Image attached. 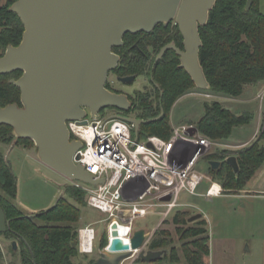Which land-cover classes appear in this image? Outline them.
<instances>
[{"label":"water","instance_id":"95a60500","mask_svg":"<svg viewBox=\"0 0 264 264\" xmlns=\"http://www.w3.org/2000/svg\"><path fill=\"white\" fill-rule=\"evenodd\" d=\"M180 1L15 0L10 10L21 18L24 32L18 45L9 44L0 55V74L22 71L20 77L11 79L21 90L22 105L14 102L1 106L0 124L13 127L17 138L33 140L40 160L65 177L94 185L103 183L104 178L96 179L83 164L75 161L74 155L83 143L71 139L67 122L88 114L96 117L107 107L130 109L127 94L113 92L106 86L109 71L117 68L120 61L112 48L123 44L127 32L151 31L157 23L170 21L177 15ZM216 1L184 0L177 20L185 49L172 42L162 48L157 58L175 49L180 66L201 90L208 89L210 83L200 60L203 41L199 27L208 22ZM252 4L253 0H248L246 8L250 9ZM132 79L134 76L121 78L123 82ZM163 113L164 110L149 119L114 116L132 123L138 135L142 124L160 118ZM79 158L77 155L76 159ZM227 161L239 170L236 155H230ZM210 164L217 168L221 161L211 160ZM202 217L203 213L198 212L189 221ZM9 226L10 220L0 205V232H6ZM113 236L109 249L98 255L93 264H121L137 249L138 258L149 263L170 252L168 248L144 246V228L134 232L131 244L125 243L118 231ZM73 245H78V239ZM13 248H17L16 241Z\"/></svg>","mask_w":264,"mask_h":264},{"label":"trees","instance_id":"16d2710c","mask_svg":"<svg viewBox=\"0 0 264 264\" xmlns=\"http://www.w3.org/2000/svg\"><path fill=\"white\" fill-rule=\"evenodd\" d=\"M15 0H7L0 6V44L7 48L9 44L18 45L23 36L24 24L19 15L10 10ZM248 0H217L210 12L208 23L201 26L203 45L200 60L204 67L210 87L207 94H219L236 98L241 96L248 85L264 82V12L259 0H253L250 9ZM162 34V33H161ZM164 38V36H162ZM175 38L170 35L165 42ZM3 55V54H0ZM121 74H141L150 71L151 80L156 88V97L152 91L140 92L135 109L144 119L163 115L149 123L141 125L138 137L159 135L169 139L172 135L171 110L183 95L197 89L190 74L180 66V58L170 50L157 62L148 63V59L124 57L117 68ZM22 71L0 74V107L17 102L21 104V90L11 82V78ZM252 112H234L219 100L205 101L204 112L196 121L202 134L217 142L230 140L234 129L249 123ZM135 133V131L133 130ZM15 139L13 127L0 124V142L10 144ZM264 124L259 138L249 146L237 151L224 148L220 154H211L207 160H220L217 168L212 165L208 173L229 193V189L246 188L255 173L264 167ZM19 141L31 139L18 138ZM33 141V140H32ZM236 155L239 170L236 171L227 161L230 155ZM18 183L12 165L0 150V205L3 207L10 226L6 232L20 242L21 260L24 264H81L75 259L81 253L73 242L78 238V222L81 217L80 206L86 202V191L75 184L65 187L66 196H61L49 209L29 215L19 208L14 199L17 196ZM189 209H179L172 217L181 240L183 258L186 264H206L205 257L210 254V235L208 221L202 217L193 223L189 218ZM9 236V237H10ZM191 238V239H190ZM190 239V240H189ZM188 240V241H187ZM171 231L158 229L151 240L152 249L167 248L171 243ZM108 242L107 231L101 237L100 246ZM14 249V248H13ZM2 253L0 251V257ZM91 258L87 264H92ZM185 264L178 251L171 247L170 252L154 262L137 258L133 264Z\"/></svg>","mask_w":264,"mask_h":264},{"label":"built area","instance_id":"2783aa9c","mask_svg":"<svg viewBox=\"0 0 264 264\" xmlns=\"http://www.w3.org/2000/svg\"><path fill=\"white\" fill-rule=\"evenodd\" d=\"M67 124L71 139L83 143L74 155L75 161L96 179H105L97 185L74 181L86 191L87 205L107 215L108 242L100 246L99 255L109 249L114 231L131 244L134 232L140 229L137 220L155 214L158 220L153 227H141L145 229L144 246L149 247L156 231L187 206L181 201L182 193L200 194L198 187L205 179L210 181L206 195L222 194L221 184L199 168L202 158L217 143L202 135L193 123L173 126L169 139L155 134L140 139L132 123L108 111ZM77 239L82 254L95 252L98 237L93 224L81 226ZM139 251L133 250L121 264H133Z\"/></svg>","mask_w":264,"mask_h":264},{"label":"rangeland","instance_id":"374dc122","mask_svg":"<svg viewBox=\"0 0 264 264\" xmlns=\"http://www.w3.org/2000/svg\"><path fill=\"white\" fill-rule=\"evenodd\" d=\"M6 1L0 0V6L4 5ZM259 7L264 12V0H259ZM5 51L6 49L4 50L0 44V54H4ZM12 78L17 79V75ZM144 85L151 87L149 80L138 77L132 85L127 86V89L132 91L142 88ZM192 92L195 93L190 92L191 94H185L180 97L172 107L171 118L173 122L186 120L189 121L188 123H193L197 126L196 121L204 112L205 101L219 100L234 111L242 110L239 108V104L231 99L232 97L207 94V92L198 88ZM258 103L256 101L249 105V108L253 111L252 120L234 129L232 138L241 134L244 140L248 139L261 124L256 109ZM17 139L15 136V139L10 144L0 142V150L12 165L17 177L18 192L14 202L25 213L31 215L52 207L61 194L66 196L65 187L69 184H74V181L43 163L38 156V149L34 141H19ZM209 139L214 141L211 138ZM257 139L243 144L215 141L217 144L211 146L201 161H207L208 155L214 153L219 155V150L221 149L228 148L232 151H237L249 146ZM260 143L264 144V139ZM205 172L215 180L207 169ZM263 176L264 167L260 168L254 177L250 179L251 183H254L257 177L262 180ZM251 183L243 189H229V193H225L226 190L221 185L223 194L217 196L182 193L181 201L184 202L185 200L194 206L189 209L192 215L201 212L208 221L210 254L205 258L206 264H264V186L253 187ZM209 185L210 181L205 179L199 185L198 192H206ZM250 187L255 189L248 190ZM80 208L81 217L78 226L93 224L98 237L97 247L93 254L80 253L75 259L81 264H87L91 258L96 260L99 255V240L106 232L107 221L105 217L107 215L96 208L88 206L86 202ZM157 220L158 217L155 214H149L137 220V228H151L156 224ZM176 227L171 218L160 228L171 231L172 241L167 248L171 249V247H174L180 257H182V262L185 263L181 248L183 241ZM9 236V234L0 233V251L2 253L0 264H24L21 260L20 242L14 239L12 235ZM13 241L17 243L16 249H13ZM163 264L166 263L163 262Z\"/></svg>","mask_w":264,"mask_h":264},{"label":"flooded vegetation","instance_id":"af4514ba","mask_svg":"<svg viewBox=\"0 0 264 264\" xmlns=\"http://www.w3.org/2000/svg\"><path fill=\"white\" fill-rule=\"evenodd\" d=\"M183 1L184 0L180 1L177 15L179 13V10H180V7ZM177 15L168 22L157 23L151 31L141 30L135 33L134 32L125 33V35L123 36V44L120 46H114L112 48L113 52H115L116 54L120 56V61H119L117 68L119 67V65L122 64V59L124 57L144 58V59H148L149 64H153L155 63V61L157 62L158 60H160L166 54V52L170 50H173L177 54L175 49H169L165 52V54L160 59H157L162 48L172 42L175 43V45L179 49L184 50L185 49L184 35H183V32L181 31L180 24L178 23ZM201 26H204V25H200L199 31L201 29ZM170 35H174L175 38L164 43L165 39H167ZM162 36H164V38H162ZM117 68L109 71L106 86L113 92L127 94L131 101V107L127 111H123L115 107H107V108L101 109L98 114H102L108 111L112 115H123V116L142 118L138 116V112L135 109L138 103V101L136 100L138 97V94L140 92H146L150 90L153 92L152 97L153 98L156 97V88L152 83V80H151L152 78L149 74L150 71L146 70L144 73H141V74H135V73L121 74ZM128 76H134V79H132L131 81H127V82H123L121 80L122 77H128ZM138 77H142L144 78V80H149L151 83V87L149 88L147 87V85H144L142 88H139V89H134L132 91L128 90L127 86L132 85Z\"/></svg>","mask_w":264,"mask_h":264},{"label":"crops","instance_id":"0c3cea01","mask_svg":"<svg viewBox=\"0 0 264 264\" xmlns=\"http://www.w3.org/2000/svg\"><path fill=\"white\" fill-rule=\"evenodd\" d=\"M191 93H195V92H191ZM191 93H188V94H191ZM263 94H264V82H261V83L256 84V85H248L245 88V91H244V93L241 96L236 97V98H231V99L235 100L236 101L235 103H238L239 105L238 104L237 105L239 106V108L242 109V110H238V111H234L233 110L234 112H237V113L238 112H243V111H250V112L253 113V111L249 108V105L251 103H253V102H256V101L259 102L256 109L258 111L257 112L258 113V118L260 119L261 124L252 133V135L250 136V138L244 140L243 139L244 137L241 134L240 135L238 134V136H235L234 138H232V137L230 138V140H229L230 143H237V144L249 143L252 140L257 139V137L260 136V133H261V130H262V127H263V124H264V99L262 98V95ZM188 122L189 121H186V120H181V121H178V122H173V120L171 118L172 126L181 125V124L188 123ZM199 165H200L199 168L202 169L203 171H205L206 169L208 170V168H209V166L211 164H210V161L207 160V161H204V162L201 161L199 163ZM259 179H261V178H259ZM259 179L257 177L256 180L254 181V183H251V180H249V182L247 183V185L251 183L253 185V187H256V186H264V176H263L262 180H259ZM254 189L255 188L250 187L248 190H254ZM206 191H207V189H206ZM199 193L205 195L206 192H199ZM207 196H209V195H207ZM211 196H217V195H211ZM183 203H185L187 205V206H184L183 209H191L192 207H194V206L191 205V203H189V202H187L185 200H184ZM205 262H206V260H205Z\"/></svg>","mask_w":264,"mask_h":264},{"label":"bare ground","instance_id":"6f19581e","mask_svg":"<svg viewBox=\"0 0 264 264\" xmlns=\"http://www.w3.org/2000/svg\"><path fill=\"white\" fill-rule=\"evenodd\" d=\"M218 188V185H216L215 189Z\"/></svg>","mask_w":264,"mask_h":264}]
</instances>
